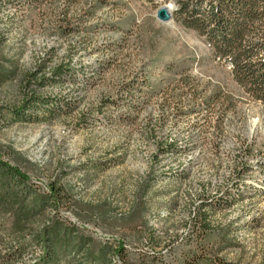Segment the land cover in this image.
I'll use <instances>...</instances> for the list:
<instances>
[{
    "label": "rangeland",
    "instance_id": "rangeland-1",
    "mask_svg": "<svg viewBox=\"0 0 264 264\" xmlns=\"http://www.w3.org/2000/svg\"><path fill=\"white\" fill-rule=\"evenodd\" d=\"M107 1L99 7L97 0H41L20 9L0 4L5 37L0 44V120L8 122L0 127V156L26 170L40 187L50 182L62 187L67 193L61 196L63 223L76 225L78 235L92 240L82 252L61 250L42 264H81L83 259L90 264L110 237L140 248L130 256L141 260L148 253L140 239L152 230L166 243L173 241L149 254V259L162 256L165 264L204 259L264 264V105L237 85L198 31L175 17L168 23L156 17V9L170 0ZM177 63L178 69L188 68L198 97L183 87L181 73L168 67ZM68 64L86 66L79 72L81 80L103 65L100 77L91 78L85 90L78 80L38 89L60 101L72 98L73 111L48 121L9 123L10 107L18 106L23 92L34 86H28V79ZM215 91L220 98L211 108L185 112ZM166 140L174 141L179 152L160 154ZM106 158L118 162L103 171L82 168L86 160ZM181 169V179L152 180L153 174ZM237 189L238 201L216 209L209 230L199 233L187 225L192 205ZM51 218L54 212L46 209L30 220V228L36 231ZM15 219L0 208V264H35V258L17 263L5 251L6 241L22 240L7 236Z\"/></svg>",
    "mask_w": 264,
    "mask_h": 264
},
{
    "label": "trees",
    "instance_id": "trees-1",
    "mask_svg": "<svg viewBox=\"0 0 264 264\" xmlns=\"http://www.w3.org/2000/svg\"><path fill=\"white\" fill-rule=\"evenodd\" d=\"M41 0H0V4L6 6L15 4L17 8H24L32 3ZM71 1V0H70ZM177 6L172 11V17L180 20L182 24L189 29L198 31L205 37L212 53L217 59H223L232 64L231 74L233 80L239 87L250 95L253 99L264 105V0H175ZM107 0H97L96 7L107 4ZM71 28L77 29L72 25ZM4 35L0 34V44L4 40ZM70 64V63H69ZM64 66L53 68L49 75L37 76L33 74L28 79V86L34 84L32 89L23 92L21 103L18 106L10 107L9 123L14 122H41L48 121L58 113L71 112L75 106L73 99H61L56 95H43L38 89L47 84H54L64 80H78L82 89L92 84L94 76L100 77L103 65H96L92 68L94 76H83L82 80L78 77L79 72L84 73V68L74 69L75 66ZM178 64L168 66L177 73H181L180 81L187 91H193L198 97L199 92H194V87L190 82V75L187 69H178ZM135 83H132L134 87ZM131 89V88H130ZM127 89V90H130ZM131 91V90H130ZM182 92V94H186ZM221 91L219 90V93ZM204 96L200 103H191L186 109V113L202 111L203 108H211V104L218 102L219 95ZM201 97V96H200ZM110 104H116V99H102ZM195 102V101H194ZM104 104V103H103ZM8 122L0 120V127ZM179 146L174 141L166 140L160 144V154L169 156L178 153ZM156 161L159 160L155 154ZM114 159H96L86 160L82 163V168L96 169L103 171L106 168L117 163ZM185 173L181 170L169 172H160L152 175V180L178 178L181 179ZM39 181L32 179L26 170H23L16 164H12L0 156V208L10 211L16 218L15 227L7 236L15 234L21 238L19 241H6V253L10 259H16L17 263L35 258V264L50 262L57 257L62 250L65 254H75L91 245L87 236L77 234V226L67 225L62 221L60 215L61 196H67L62 187L55 182L40 187ZM243 188V187H242ZM241 196V191L223 196L209 203L204 199L199 201L198 205H192L189 208V221L187 225L193 224L196 232H204L211 228V215L216 209L233 204ZM46 209L54 212L55 218L47 220L41 228L36 231L30 227L31 219L41 215ZM211 209V210H210ZM26 238L32 239L30 243L25 242ZM34 238V241H33ZM100 244L95 255L91 256L90 264H165L163 257L158 256L149 259L157 254L154 249L164 245L171 244L173 241L165 242L162 235L152 230L144 231L140 242L148 253L145 256L139 253L141 260H136L130 256L133 251H139L140 248H134L127 243L125 238L110 237ZM58 249V251H57ZM38 257H34V253ZM143 252V251H142ZM83 259V258H82ZM79 261H81L79 259ZM84 261L81 264H85ZM192 264H211L205 259L203 262L195 261Z\"/></svg>",
    "mask_w": 264,
    "mask_h": 264
},
{
    "label": "water",
    "instance_id": "water-1",
    "mask_svg": "<svg viewBox=\"0 0 264 264\" xmlns=\"http://www.w3.org/2000/svg\"><path fill=\"white\" fill-rule=\"evenodd\" d=\"M166 4H163V5H160L157 9H156V12H155V15L156 17L162 21V22H167L169 20H171L173 17H172V12L171 14L169 15L167 9H163L164 6Z\"/></svg>",
    "mask_w": 264,
    "mask_h": 264
},
{
    "label": "clouds",
    "instance_id": "clouds-1",
    "mask_svg": "<svg viewBox=\"0 0 264 264\" xmlns=\"http://www.w3.org/2000/svg\"><path fill=\"white\" fill-rule=\"evenodd\" d=\"M176 8V5L174 2H172V0H170V2L164 6L163 9H167L169 15L171 14V12Z\"/></svg>",
    "mask_w": 264,
    "mask_h": 264
},
{
    "label": "built area",
    "instance_id": "built-area-1",
    "mask_svg": "<svg viewBox=\"0 0 264 264\" xmlns=\"http://www.w3.org/2000/svg\"><path fill=\"white\" fill-rule=\"evenodd\" d=\"M225 64H226L227 68H229V70L231 71L232 64L228 61H225Z\"/></svg>",
    "mask_w": 264,
    "mask_h": 264
},
{
    "label": "bare ground",
    "instance_id": "bare-ground-1",
    "mask_svg": "<svg viewBox=\"0 0 264 264\" xmlns=\"http://www.w3.org/2000/svg\"><path fill=\"white\" fill-rule=\"evenodd\" d=\"M169 21H167V23H168Z\"/></svg>",
    "mask_w": 264,
    "mask_h": 264
}]
</instances>
